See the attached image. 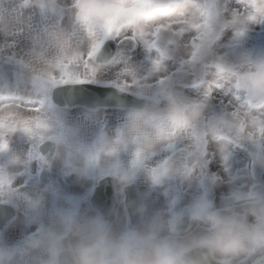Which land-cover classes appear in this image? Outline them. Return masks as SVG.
<instances>
[{"label": "clouds", "instance_id": "9594fccd", "mask_svg": "<svg viewBox=\"0 0 264 264\" xmlns=\"http://www.w3.org/2000/svg\"><path fill=\"white\" fill-rule=\"evenodd\" d=\"M0 264H264V0H0Z\"/></svg>", "mask_w": 264, "mask_h": 264}]
</instances>
